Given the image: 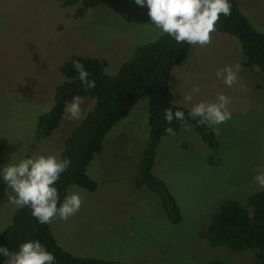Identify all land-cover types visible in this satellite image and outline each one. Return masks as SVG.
<instances>
[{
  "label": "rangeland",
  "instance_id": "obj_1",
  "mask_svg": "<svg viewBox=\"0 0 264 264\" xmlns=\"http://www.w3.org/2000/svg\"><path fill=\"white\" fill-rule=\"evenodd\" d=\"M236 1L264 33V0ZM72 12L58 0H0V166L31 155L60 156L72 129L93 107L95 101L85 98L79 120L65 114L50 138L36 135L39 116L50 110L55 88L64 80L60 68L71 57L104 60L107 73L115 75L138 47L161 35L151 26L147 8L133 0H105L82 18ZM243 62L240 42L216 31L208 45L191 46L172 71L170 100L175 104L191 109L199 101H214L218 93L231 100V119L211 126L219 128L218 150H210L189 126L177 137H164L157 149L154 173L169 186L183 221L170 223L158 197L134 186L150 131V102L144 96L106 136L103 154L88 168L98 191L70 187L68 194L80 193L79 212L51 222L62 248L80 257L129 264H208L215 258L226 264H256L249 252L212 248L201 237L222 202L244 204L264 191L253 180L264 172V77ZM226 65H239L232 87L215 75ZM193 86L200 91L192 92ZM187 94L192 95L190 102L184 100ZM6 190L0 182V232L18 209Z\"/></svg>",
  "mask_w": 264,
  "mask_h": 264
},
{
  "label": "trees",
  "instance_id": "obj_2",
  "mask_svg": "<svg viewBox=\"0 0 264 264\" xmlns=\"http://www.w3.org/2000/svg\"><path fill=\"white\" fill-rule=\"evenodd\" d=\"M104 1L58 0V3L61 8L73 9L74 18H82ZM230 4L231 15L227 18L221 16L217 31L235 37L242 47L243 66L247 69L257 68L264 77V33L254 27L236 0H230ZM190 49V45L176 44L170 37L161 34L157 40L138 47L115 75L108 74L107 62L98 58L75 55L61 66L64 80L55 88L50 110L37 120L38 138H50L58 130L66 114L65 104L73 96L95 101L65 140L60 157L70 160V165L56 184L61 200L72 186L92 193L98 191V183L87 173L91 162L95 156L103 154L104 140L116 124L128 117L139 100L147 96L150 102V131L134 186L136 189L146 187L158 197L170 223L177 225L183 221L181 209L169 186L154 173L157 149L164 137H177L185 126L191 127L210 150L216 151L220 147L211 126L197 125L196 120L188 118L190 109L170 100L172 71L188 57ZM74 60H78L90 72L89 79L95 80V88L85 90L81 85L73 66ZM166 108H171L173 112L177 109L184 111L186 122L182 124L174 119L168 125L163 118ZM168 126L174 128L175 136H169L164 131ZM201 237L212 248L226 247L232 252H249L256 264H264V191L250 195L244 204L236 200L222 202L201 232ZM31 239H38L52 252L56 264H129L72 254L58 244L51 223L38 224L29 208H18L10 225L0 232V245L15 250L18 244ZM208 264L226 262L215 258Z\"/></svg>",
  "mask_w": 264,
  "mask_h": 264
},
{
  "label": "clouds",
  "instance_id": "obj_3",
  "mask_svg": "<svg viewBox=\"0 0 264 264\" xmlns=\"http://www.w3.org/2000/svg\"><path fill=\"white\" fill-rule=\"evenodd\" d=\"M140 7L147 8L151 26L160 34L170 37L176 44L204 47L211 42V34L216 32L221 16L231 15L230 0H133ZM78 79L85 90L96 87L95 80L89 79L90 72L78 60L73 61ZM239 65H226L216 70V77L226 86L232 87L238 81ZM199 86H193L192 92L198 93ZM191 101L192 95L184 96ZM83 98L72 97L65 104V113L71 120L81 118ZM231 100L223 93H218L214 101L194 103L188 112V118L196 120L197 125L217 126L231 119L228 105ZM163 118L168 125L173 120L186 122L184 111L164 109ZM164 131L175 136L176 131L168 126ZM219 134V128H214ZM14 155V154H13ZM12 155V156H13ZM11 156V158H12ZM70 165V160L62 159L57 154L31 155L14 163L0 166V182L7 186L8 201L18 208L27 207L38 224H49L55 218L68 220L79 212L82 199L79 192L66 194L60 199L57 182L61 174ZM253 180L264 188V172H258ZM0 264H56V257L38 240H26L10 250L7 245H0Z\"/></svg>",
  "mask_w": 264,
  "mask_h": 264
}]
</instances>
